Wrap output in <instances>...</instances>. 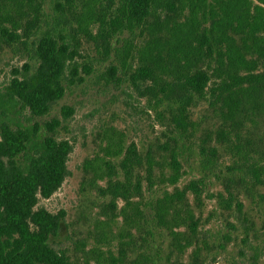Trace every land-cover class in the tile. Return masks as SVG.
Masks as SVG:
<instances>
[{
    "label": "rangeland",
    "instance_id": "obj_1",
    "mask_svg": "<svg viewBox=\"0 0 264 264\" xmlns=\"http://www.w3.org/2000/svg\"><path fill=\"white\" fill-rule=\"evenodd\" d=\"M54 2L43 0L37 30H26L22 16L21 39L0 37V124L28 129L40 141L52 135L47 125L55 120L53 136L72 144L67 177L38 202L53 214L63 212L51 246L72 264H264V118L246 117L236 129L218 104L202 101L191 106L179 130L172 121L175 91L154 94L148 82L133 83L132 77L162 47L168 37L163 27L150 17L133 32L100 37L98 25L60 15ZM48 29L75 39L78 63L91 72L37 117L5 90L24 65L30 71L36 66L34 43ZM130 146L138 164L122 197L108 185L123 180L119 164ZM170 156L179 163L177 181L170 177ZM191 181H200L197 195L187 191L180 200L175 192ZM136 182L138 194L132 193Z\"/></svg>",
    "mask_w": 264,
    "mask_h": 264
},
{
    "label": "trees",
    "instance_id": "obj_2",
    "mask_svg": "<svg viewBox=\"0 0 264 264\" xmlns=\"http://www.w3.org/2000/svg\"><path fill=\"white\" fill-rule=\"evenodd\" d=\"M42 3L43 0H0V37L21 39L22 16L26 30H37ZM54 3L60 15L68 13L78 17L79 23L98 25L100 37L133 32L150 17L154 25L163 27L168 37L162 47L154 49L150 62L137 66L132 77L133 83L148 82L154 94L169 97L170 91H175L173 100L177 105L172 121L179 130L186 126L191 106L202 101L211 106L218 104L219 112L236 129L246 117L264 118V0ZM63 24L69 25V21ZM179 30L183 36L176 35ZM67 36L70 35L55 29L42 32L34 43L36 66L30 71L24 65L6 86V95L33 116L46 115L64 96L66 87L80 83L82 75L91 72L88 66L79 65L80 45ZM103 49L108 56L107 47ZM115 71L113 66L108 69L111 76ZM158 71L164 76H158L156 81ZM239 115H243L242 120H238ZM47 126L52 135L37 141L28 129L0 124V264H72L64 252L49 243L59 233L63 212L53 214L38 205L39 199L50 198L61 187L68 175L67 160L72 151L68 140L53 136L57 121L51 120ZM133 163L137 165L138 158L130 146L119 164L123 180L108 185L122 190V197L132 185ZM170 166L171 180L177 181L179 163L174 156H170ZM250 174L254 176L252 169ZM199 182L191 181L187 190L176 191L175 195L180 200L187 191L197 195ZM136 184L132 193L138 194ZM232 198L235 212L245 224L243 205L236 196Z\"/></svg>",
    "mask_w": 264,
    "mask_h": 264
}]
</instances>
